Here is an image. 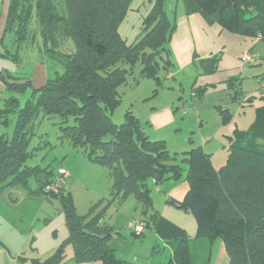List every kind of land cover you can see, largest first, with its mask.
Returning a JSON list of instances; mask_svg holds the SVG:
<instances>
[{
  "label": "trees",
  "instance_id": "16d2710c",
  "mask_svg": "<svg viewBox=\"0 0 264 264\" xmlns=\"http://www.w3.org/2000/svg\"><path fill=\"white\" fill-rule=\"evenodd\" d=\"M130 1L10 0L4 19L3 39L11 35L17 48L38 41L41 54L59 61L63 71L36 88L30 81L20 83L10 75H0L8 92L23 93L31 88L22 106L13 95L0 106V124L7 125L10 117L15 118L12 135L0 134V193L18 186L29 193L59 196L68 231L64 244L71 245L76 264L125 263L111 249L114 231L102 223L103 211L92 208L87 215H78L62 188L56 194L45 191L55 179L53 171L26 165L37 121L52 120L59 127L60 139L104 169L111 181L112 201L135 198L144 215L139 221L144 230L158 216L152 211L150 184L157 187L182 176L164 143L150 141L131 114L127 113L120 125L109 119L120 102L118 88L138 61L140 76L156 80L160 62L166 71L172 64L169 42L176 29V9L170 21L166 13L169 0H148L152 7L143 19L144 34L127 44L118 27ZM180 3L187 16L197 14L206 24L215 23L229 34L264 41V0ZM67 39L72 40L73 50ZM216 62L215 56L199 60L206 73L214 72ZM262 100L250 129L234 131L221 168L212 167L210 155L202 148L185 154L184 181L189 189L181 201L167 197L166 203L190 214L197 234L191 240L172 243L167 264H210V243L217 238L224 245L228 264H264V144L259 142H264V96ZM226 112L221 111L223 123L229 118ZM31 179L37 190L28 187ZM64 244L44 260L19 256L17 264H62Z\"/></svg>",
  "mask_w": 264,
  "mask_h": 264
},
{
  "label": "rangeland",
  "instance_id": "374dc122",
  "mask_svg": "<svg viewBox=\"0 0 264 264\" xmlns=\"http://www.w3.org/2000/svg\"><path fill=\"white\" fill-rule=\"evenodd\" d=\"M151 7L152 3L148 0L130 1L126 16L118 27L122 41L133 44L143 36V19ZM174 9L177 17L182 9L180 0H169L166 3L170 21L173 20L171 12ZM218 30L225 32L215 23L201 24L202 42L217 58L214 72H203L196 53L192 59L197 61L181 70L178 69V64L183 62L171 59L172 64L167 71L160 62L159 66L162 67L157 80L141 77V64L138 61L126 82L118 88L120 102L110 112L109 119L115 125L122 124L125 115L131 114L150 141L164 143L169 155L175 157V163L183 171L187 167L185 154L196 148H202L210 154L215 169L221 168L225 164L234 131H248L255 108L263 104L264 89L258 87L257 79L264 77V56L250 63L242 62V58L247 53L264 52V41L247 39V46L241 47L238 43L226 42ZM66 43L71 50L74 49L71 39H67ZM180 47H187V41H182ZM39 49L38 41L17 48L12 36L7 34L0 45V51L5 56L0 58L3 76L15 77L20 83L30 81L32 87L36 88L39 86L34 76L36 63L43 65L49 79L56 74L60 75L63 71L60 62L42 55ZM30 92L31 88L23 93L7 91L8 95L4 98L13 95L22 106ZM1 104L2 101L0 106ZM227 110L229 118L223 123L221 111ZM14 122L15 118L10 117L7 125L0 124V134L10 137ZM59 134V127L52 120L37 121L27 148L30 157L25 161L26 165L53 171L56 176L61 169L69 174L62 185L63 196H69L80 216L87 215L92 208L95 212L103 211L102 223L114 231L109 244L118 260L128 264L127 262L137 258L140 264H167L170 251L166 245L159 244L153 251L151 238L144 240L128 228L132 221H140L144 216L135 198L129 196L122 202L117 199L112 201L111 181L104 169L74 151L65 140L59 138ZM259 142L264 144L263 141ZM165 183L163 181L158 185L157 192L150 184L152 211L157 213H160V205L167 198L165 188L162 187ZM28 187L31 190L38 189L33 179L29 180ZM1 193L0 198L9 206L6 207L8 217L26 232L27 243L23 251L26 257L44 260L64 244L68 231L64 225L59 196L29 193L18 186L7 188ZM219 242L221 240L217 238L210 243V264L218 256ZM71 249V245L64 244L65 259L62 264H76L72 259Z\"/></svg>",
  "mask_w": 264,
  "mask_h": 264
},
{
  "label": "crops",
  "instance_id": "0c3cea01",
  "mask_svg": "<svg viewBox=\"0 0 264 264\" xmlns=\"http://www.w3.org/2000/svg\"><path fill=\"white\" fill-rule=\"evenodd\" d=\"M10 0H0V45L3 43V30L5 26V18L7 14V5H9ZM178 16L175 19L176 29L170 38L169 42V52L171 53V59L178 62H183L179 65V70L188 66L190 63H194L197 60L205 59L213 56L212 52L203 44L200 35L201 24L205 23L201 16L195 15H185L181 9L178 12ZM204 21V22H203ZM205 25V24H204ZM218 29V28H217ZM220 36L223 37L226 42L238 43L239 46L246 47L248 38H244L239 35L229 34L227 32L219 31ZM182 41H187V47H180ZM195 42V44H193ZM216 51V50H215ZM214 51V52H215ZM197 54V60L193 57V54ZM256 58L264 56V52L255 53ZM5 57L0 51V58ZM1 61V60H0ZM4 69L0 68V75L3 76ZM35 80H37L39 86L44 85L49 79L46 75L43 65L36 63V69L34 70ZM15 78V77H14ZM7 91L0 81V102L5 99ZM204 151V150H203ZM205 152V151H204ZM207 154V152H205ZM210 155V154H208ZM212 167L213 162L212 158ZM187 169V168H186ZM182 170V176L179 180L173 181L172 179L166 180L165 184L162 186L165 188L166 197H170L176 201H181L185 193H187L189 186L186 181H184L185 171ZM215 169V168H214ZM153 185V183H152ZM156 192L159 190L158 186L155 187ZM2 193H0L1 197ZM7 200V199H6ZM2 198H0V264H17V258L19 256L28 258L24 255L25 246L27 243V235L23 228H20L14 220L9 216V211L6 207H9L4 203ZM153 202V200H152ZM160 213L154 220V224H149L150 227L145 229L141 236L144 240L151 238V247L153 251L157 248V245L165 246L169 248L171 259V244L177 241L191 240L195 238L197 234V227L192 220V216L185 211L176 209L171 205L166 203L164 199L160 205ZM141 220V219H140ZM215 256V262L213 264H228L229 260L225 252L222 242H219V248ZM139 259H132L128 264H140ZM211 263V259H210Z\"/></svg>",
  "mask_w": 264,
  "mask_h": 264
},
{
  "label": "built area",
  "instance_id": "2783aa9c",
  "mask_svg": "<svg viewBox=\"0 0 264 264\" xmlns=\"http://www.w3.org/2000/svg\"><path fill=\"white\" fill-rule=\"evenodd\" d=\"M255 57H256L255 54L247 53L243 56L242 62L250 63V61H252ZM257 83L259 85L258 87L264 89V78L257 79ZM58 173H59L58 176H56L55 179L50 184L45 186L46 192L52 194L58 193L60 189L63 187L62 185H64V180L69 177V174L66 173L64 169H61ZM128 228L132 233H134V235H139L144 231V225L142 222L139 221H132L130 225H128Z\"/></svg>",
  "mask_w": 264,
  "mask_h": 264
}]
</instances>
